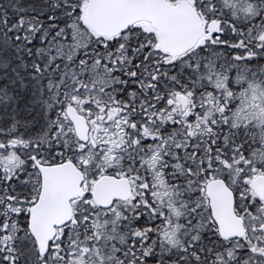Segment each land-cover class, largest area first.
I'll return each instance as SVG.
<instances>
[{
  "label": "snow or ice",
  "instance_id": "1",
  "mask_svg": "<svg viewBox=\"0 0 264 264\" xmlns=\"http://www.w3.org/2000/svg\"><path fill=\"white\" fill-rule=\"evenodd\" d=\"M0 264H264V0H0Z\"/></svg>",
  "mask_w": 264,
  "mask_h": 264
}]
</instances>
